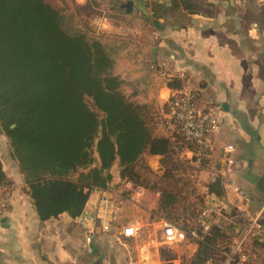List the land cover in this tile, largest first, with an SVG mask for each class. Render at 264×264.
<instances>
[{
    "label": "crops",
    "instance_id": "crops-1",
    "mask_svg": "<svg viewBox=\"0 0 264 264\" xmlns=\"http://www.w3.org/2000/svg\"><path fill=\"white\" fill-rule=\"evenodd\" d=\"M129 1L133 3L130 12L123 8ZM118 4L121 11L115 16H105L104 10L99 16L102 36L113 32L124 47L114 66L123 81V93L154 109L159 120L156 136L167 138L179 134L169 118L172 97L191 95L200 110L219 106L220 128L212 136L201 179L206 189L220 181V193L214 194L216 207L243 208L252 218L264 221V0H127ZM121 61L125 72L117 70ZM228 146L234 148L230 154L225 152ZM185 151L188 159H194L191 150ZM5 172L13 184L8 187L11 205L0 221V264H145L141 251L135 261V249L129 248L140 237L120 242L114 234H103L87 245L81 225L68 214L42 221L20 171ZM113 175L109 189L116 197L114 230L129 223L140 227V220L125 215V198L114 192L122 179ZM235 187L249 198L247 204ZM145 195H133L128 201ZM97 201L98 195L92 193L89 205ZM254 245L259 246L246 249L252 259L256 257L253 249H264L260 241ZM260 253L263 261L255 260V264H264V251ZM157 261L155 257L151 264Z\"/></svg>",
    "mask_w": 264,
    "mask_h": 264
},
{
    "label": "trees",
    "instance_id": "trees-1",
    "mask_svg": "<svg viewBox=\"0 0 264 264\" xmlns=\"http://www.w3.org/2000/svg\"><path fill=\"white\" fill-rule=\"evenodd\" d=\"M77 20L46 0H0V130L42 221L62 214L79 218L91 193L110 186L116 163L122 180L145 190L134 177L138 161L145 153L172 152L169 138L153 134L149 108L123 93L114 73L123 45L102 37L95 22L102 17L84 28ZM219 183L207 186L205 200L220 193ZM12 184L0 160V186ZM174 201L164 191L160 210ZM222 233L214 228L200 238L197 263H210Z\"/></svg>",
    "mask_w": 264,
    "mask_h": 264
},
{
    "label": "rangeland",
    "instance_id": "rangeland-1",
    "mask_svg": "<svg viewBox=\"0 0 264 264\" xmlns=\"http://www.w3.org/2000/svg\"><path fill=\"white\" fill-rule=\"evenodd\" d=\"M46 1L61 9L66 14L71 12L76 15L78 19L77 21L80 23L79 25L84 28L86 25H89L90 19L98 18L99 15H101L100 10H104V13L106 14L105 16L107 17L110 15L115 16L116 13L121 11V4L119 5L118 2H126L127 0ZM102 21L103 20H95L97 26L101 28V32L103 29ZM97 31L100 32V30ZM122 32L123 30H119V33ZM105 33L107 34L102 37L107 41L114 42L116 40V34L114 35L113 32L109 34L108 32ZM123 62L124 61H121L117 65V70L125 72ZM124 95L127 97L126 94ZM87 102L92 109L96 110L93 106L92 100L88 98ZM147 120L153 134H158L159 120L154 109H148ZM165 126L168 127L169 125L165 124ZM175 132H177V130ZM169 137L173 143L172 152L169 154V157L145 153L135 166L134 177L140 181L142 187L146 188V195L144 198L130 202L128 200L132 198L127 196L122 182L117 186H114V192L117 196L120 199L122 197L125 198L124 200L126 202L124 204L128 209V213L126 212L125 215H128L132 219H137V222L140 220L142 223V225H140L142 228L140 238L137 242L129 243V248L135 249L136 254H133V256H135V261H139V259H137V251L139 250L140 252V247L149 243L151 235L155 233L157 228L154 224L159 220L172 222L188 233L193 231L199 234L201 233L197 224V215H199V210L207 201L205 200L206 197L204 194L207 190L206 184H204V181L201 179V173L203 172V168L206 164L205 158L199 155L196 156V150L199 151L198 146L196 144L186 142L179 134L172 133ZM185 149H189L194 153V159H188L185 154ZM95 159L96 162L93 167L98 166V157L96 154ZM0 160L2 161L5 171H15L17 173L20 171L17 161L12 156L9 140L1 132V130ZM120 171L121 169L118 163H116L111 169V173L113 172L115 176L120 175ZM77 176L78 174H74L72 179H77ZM164 191L172 193L175 196V201L171 207L162 211L159 208V204L161 195ZM222 232L223 236L217 239L214 247L215 250L209 255V264H222L226 261V255L228 254L229 256L232 252H234L235 248L243 250L246 256V262L249 264H255V260L258 263L263 261V256L260 252L264 251V249H253L256 256L255 259H252V254H248L246 249L247 247L251 249L254 246H259L254 245L259 241L264 245V238L261 240H258L253 236L241 238L240 235H237L234 230L229 227V225L226 226ZM199 241L200 239L189 237V241L185 244L160 249L157 255L159 256L157 264H201L197 263V255L200 247ZM256 250H259L260 252L257 253ZM219 255L222 256L221 262L219 260Z\"/></svg>",
    "mask_w": 264,
    "mask_h": 264
},
{
    "label": "built area",
    "instance_id": "built-area-1",
    "mask_svg": "<svg viewBox=\"0 0 264 264\" xmlns=\"http://www.w3.org/2000/svg\"><path fill=\"white\" fill-rule=\"evenodd\" d=\"M97 26V24H96ZM264 44V33L262 35ZM219 106L200 110L193 103L191 95L185 94L170 101L169 118L174 125L178 127L180 136L189 143L196 144L199 151L196 150V156L205 158L208 151L212 149V136L219 131ZM234 151L233 146L226 147V154ZM125 187L127 196L137 195L143 197L146 191L134 186L127 180H121ZM234 191L240 196L242 201L247 204L249 198L243 192L235 187ZM92 193L98 195V201L94 205H89V202L83 214L75 219L81 225L84 232V239L87 245L94 243L100 235L110 234L115 235L117 241L122 239L130 240L140 237L141 227L133 223L124 225L121 230H114L116 209L114 208L116 197L109 189H96ZM91 193V194H92ZM12 200V191L8 187L0 188V221L8 211ZM217 197L209 195L205 207L198 215L197 224L200 229V234L193 231L190 233L191 238L200 239L202 236L208 235L214 228L223 230L229 225L237 235L241 238L253 236L258 240L264 238V221L260 218H252L245 209L231 211L222 204L216 207ZM215 203V204H214ZM235 212V215L233 213ZM244 219L247 224L241 225L236 218ZM154 225L157 226L155 233L151 235L149 243L140 247L142 258L145 264H151L155 257L158 259V253L162 248H170L175 245L185 244L189 241V236L182 231L178 226L165 221L159 220ZM243 253V254H242ZM246 256L242 249H236L229 256L226 255V261L222 264H245ZM209 264V263H208Z\"/></svg>",
    "mask_w": 264,
    "mask_h": 264
},
{
    "label": "water",
    "instance_id": "water-1",
    "mask_svg": "<svg viewBox=\"0 0 264 264\" xmlns=\"http://www.w3.org/2000/svg\"><path fill=\"white\" fill-rule=\"evenodd\" d=\"M132 5L133 3L131 1L127 2L123 8H125L126 10H128V12L132 11Z\"/></svg>",
    "mask_w": 264,
    "mask_h": 264
}]
</instances>
